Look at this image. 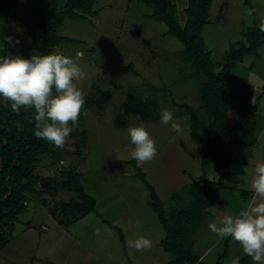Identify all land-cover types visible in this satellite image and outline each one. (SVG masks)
Instances as JSON below:
<instances>
[{"label": "rangeland", "instance_id": "rangeland-1", "mask_svg": "<svg viewBox=\"0 0 264 264\" xmlns=\"http://www.w3.org/2000/svg\"><path fill=\"white\" fill-rule=\"evenodd\" d=\"M7 12L0 18V57L21 55L30 58L36 44L28 37L36 24L45 29L49 11L39 0H8ZM65 0H62L64 4ZM178 18L186 21L188 0H175ZM97 16L84 22L66 19L58 34L73 41L58 45L53 54L76 59L84 76L74 83L88 101L81 115V128L88 132V145L80 155L73 154L70 137L65 148L71 153L57 160L49 155L43 175H54L57 167L73 166L81 173L85 193L93 199L96 212L76 222L62 224L51 215L49 207L31 198L19 215L11 232L6 233L5 246L0 249V264H167L174 257L159 244L166 231L149 204L150 192L129 163L134 145L128 134L130 126L143 124L154 138L158 153L148 163L139 166L146 173L166 215L173 208L190 200L189 185L202 175L201 143L191 134L189 108H194L202 121L208 114L201 105L200 87L204 76L183 56L182 42L168 35L167 25L152 18V9L140 0H97ZM264 23V0H213L208 23L203 28L207 49L211 51L213 68L222 69L225 53L233 43L246 40L250 27ZM19 40L7 48V37ZM133 70L125 71L131 65ZM232 75L256 85L264 91V45L259 55H248L232 70ZM155 88V90L152 89ZM148 99L159 117L162 109H174L175 119L184 128L182 135L157 121H145L140 112H126L128 94ZM101 98L100 100L98 98ZM229 98V121L233 124L244 100ZM138 98V97H137ZM149 102V101H148ZM149 103V104H150ZM264 115V97L260 104ZM128 106V105H127ZM123 113L120 127L117 116ZM260 127L250 130L251 141L235 148L231 174L224 179L225 188L219 200L205 209L189 233L188 242L204 262L214 264L224 251V240L208 228L227 215L236 216L250 201V185L257 164L264 163V116ZM58 161V162H57ZM213 166L208 178L217 181ZM76 194L61 191L60 202ZM44 197L51 199V196ZM114 225L117 229L110 227ZM48 226L42 230L41 226ZM141 236L151 239L153 246L143 252L130 248L128 242ZM124 238V242L121 241ZM226 264H232L245 254L238 242L229 237ZM254 264V262L250 263Z\"/></svg>", "mask_w": 264, "mask_h": 264}, {"label": "trees", "instance_id": "trees-1", "mask_svg": "<svg viewBox=\"0 0 264 264\" xmlns=\"http://www.w3.org/2000/svg\"><path fill=\"white\" fill-rule=\"evenodd\" d=\"M41 5L49 11V21L45 29L39 23L27 33L36 44L35 51L39 55L53 54L56 46L73 41L58 34L65 20L79 19L84 22L98 15L94 9L97 0H39ZM133 1V0H130ZM152 9V18L167 25V34L178 38L183 44V56L195 66L204 81L200 87L201 105L208 114V121H202L194 108H189L191 136L200 141L202 175L192 179L189 185L190 200L171 210V217L166 215L164 202L159 198L155 187L149 183L146 173L137 165L135 159L128 161L145 182L150 192L149 204L158 215L166 235L160 241V246L173 255L167 264H208L195 253L194 244L188 242L191 228L197 224L205 209L215 204L225 188L224 179L231 174L230 166L234 162L235 148L246 140L251 141L250 130L262 129L257 119L264 116L260 104L264 91H258L252 102L254 86L232 75V70L245 56L259 55L264 45V31L261 25L250 27L246 32L247 44L239 41L231 44L225 53L222 69L216 72L213 68L212 54L207 49L203 37V28L208 23L209 9L213 0H188L185 9L186 21L181 23L178 18L175 0H140ZM8 0H0V18L7 12ZM7 48L11 46L7 44ZM133 70L132 64L124 68ZM154 87H152L153 89ZM155 90V88L153 89ZM243 93L244 100L239 109L237 120L229 121V98H238ZM126 112H140L145 121H157L159 117L152 115L156 110L151 107L150 99L143 104L141 95L128 94ZM138 97V98H137ZM101 99L100 97L98 98ZM149 101V102H148ZM85 103L88 101L85 99ZM150 103V104H149ZM128 105V106H127ZM33 110H21L19 114L11 109V103L0 97V249L5 246L6 233L12 231L15 222L19 219L31 198H37L49 207L52 216L58 218L62 224L76 222L82 217L96 212V202L89 197L81 182V173L73 166L56 168L54 175H43V166L54 165L45 158L54 156L58 161L66 154L71 153L67 147L61 149L53 143L35 136V121ZM152 113V114H151ZM123 113L117 116L116 122L125 127L122 122ZM81 116L78 127L71 133L73 154L80 155L81 150L88 145V132L81 128ZM253 125V126H252ZM57 161V162H58ZM213 166L218 174L217 181L208 178L209 168ZM44 170V168H43ZM61 191L76 194L73 198L56 200ZM51 196L48 199L44 196ZM109 225V224H108ZM110 226V225H109ZM117 229L116 226L111 225ZM47 230V226H41ZM124 242V238L121 237ZM229 237L224 240V251L219 253L214 264H226ZM252 258L242 256L239 264H250Z\"/></svg>", "mask_w": 264, "mask_h": 264}, {"label": "clouds", "instance_id": "clouds-1", "mask_svg": "<svg viewBox=\"0 0 264 264\" xmlns=\"http://www.w3.org/2000/svg\"><path fill=\"white\" fill-rule=\"evenodd\" d=\"M264 31V23L261 24ZM7 44L15 46L19 40L7 37ZM62 54L39 55L34 53L30 58L9 54L0 57V97L11 103L13 112L19 114L33 110L35 136L47 140L63 149L71 133L78 127L80 116L87 115L84 109L85 96L74 83L84 76L78 60ZM257 88L254 86V97ZM160 122L170 126L172 132L182 135L184 128L175 119V110L164 108L160 113ZM128 134L134 150L131 157L138 166L151 162L158 149L154 138L143 124L130 126ZM62 161V160H61ZM59 168V167H58ZM250 185V201L236 216H224L219 224L208 225L211 232L219 238L231 237L241 246L243 253L252 258L254 264H264V163L254 169ZM130 248L137 251L151 249L153 242L141 236L128 242ZM232 264H239V259Z\"/></svg>", "mask_w": 264, "mask_h": 264}, {"label": "crops", "instance_id": "crops-1", "mask_svg": "<svg viewBox=\"0 0 264 264\" xmlns=\"http://www.w3.org/2000/svg\"><path fill=\"white\" fill-rule=\"evenodd\" d=\"M258 123H259V121L256 120V121L253 122V125H258ZM253 125H252V126H253ZM262 128H263V127H262ZM261 130H262V129H261ZM252 194H253V193H252ZM252 194H251V196H252ZM69 199H71V197H69V198H67V199H64V200L68 201ZM42 226H43V225H42ZM44 226H46V225H44ZM47 228H48V226H47ZM200 257H201V259H203L202 256H200Z\"/></svg>", "mask_w": 264, "mask_h": 264}, {"label": "built area", "instance_id": "built-area-1", "mask_svg": "<svg viewBox=\"0 0 264 264\" xmlns=\"http://www.w3.org/2000/svg\"><path fill=\"white\" fill-rule=\"evenodd\" d=\"M80 54H82V53L80 52Z\"/></svg>", "mask_w": 264, "mask_h": 264}]
</instances>
